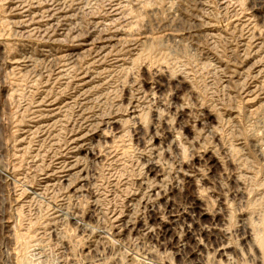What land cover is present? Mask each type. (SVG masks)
<instances>
[{"label":"rangeland","instance_id":"rangeland-1","mask_svg":"<svg viewBox=\"0 0 264 264\" xmlns=\"http://www.w3.org/2000/svg\"><path fill=\"white\" fill-rule=\"evenodd\" d=\"M1 172L0 264H264V0H0Z\"/></svg>","mask_w":264,"mask_h":264},{"label":"bare ground","instance_id":"bare-ground-1","mask_svg":"<svg viewBox=\"0 0 264 264\" xmlns=\"http://www.w3.org/2000/svg\"><path fill=\"white\" fill-rule=\"evenodd\" d=\"M56 14V13H55ZM20 22V21H19ZM121 42V41H120ZM99 126V125H98ZM94 156V155H93ZM96 156V155H95ZM208 163L214 168H216L217 164L216 162L211 158L209 157L208 159ZM76 167V166H75ZM74 168V167H73ZM149 171L150 173L155 177V178H159V176H161L160 174V170L156 167V166H151L149 167ZM189 171V170H188ZM187 171V172H188ZM186 173V172H185ZM183 174V177L185 178V180L188 181V185L189 187H191L193 185V182H192V176L191 175H188V174ZM5 176V174H2V172L0 173V178L3 179ZM63 178V177H62ZM65 180V179H64ZM187 187V186H186ZM188 187V188H189ZM193 189V188H192ZM190 190V189H189ZM163 194L164 192L161 191ZM157 193V192H156ZM172 193V192H171ZM167 194V193H166ZM192 194V193H191ZM165 195V194H164ZM159 196V195H158ZM174 197V196H173ZM161 199V198H160ZM163 201H164V207L166 209V217H164V214L162 215V213L158 212L157 211V207L155 208L156 210L152 209L150 211V216H149V225L150 226H158V228H162L163 230V238H168V243L170 246L172 247H177L179 246V244H182L183 243V247L184 246H191L197 250H201L202 247L205 248V246L202 244L203 241H200L199 238H197V236H204L206 238V240L210 241L212 238H214L213 236V232H211V230H207V229H202L201 227H199L198 229V235L194 234L193 230L191 229V227L194 226H201L199 223H204V224H209L210 225V228H211V225H217L218 223H220V218H217L215 216H208V213L206 212V209H204V205L201 203V201L198 199V198H195L194 196H192L191 198V202H190V205H189V208H188V212H185L183 214L184 216V221H188L189 223H187L188 225V230L186 232L185 235H183L184 237L183 238H179L176 236V233H175V228L174 226L176 225L177 226V223L179 222L180 220V214L177 213V211L173 210V202H174V199L171 201L169 198L167 197H164L163 196ZM176 206V205H175ZM163 207V208H164ZM162 209V208H161ZM178 209V208H177ZM160 211V210H159ZM184 212V211H183ZM164 213V212H163ZM182 216V217H183ZM221 217V216H220ZM182 219V218H181ZM71 220L72 221H76L77 218L74 216V217H71ZM182 222V221H181ZM74 224V223H73ZM141 224V223H140ZM182 224V223H181ZM219 226V225H218ZM217 226V227H218ZM139 228H140V225H137V224H133V225H130V224H124L123 226V230L127 233H136L139 231ZM213 228V227H212ZM141 229V228H140ZM216 230V229H215ZM220 230V229H219ZM122 231V230H121ZM159 233V232H158ZM220 234V232H219ZM243 240H244V243L245 245L248 244L247 246H251V248H253V250H255V252L258 254V246L260 245H256L255 242L253 241L251 235L249 234L248 231H243ZM217 235V234H216ZM222 235V234H221ZM219 236V235H218ZM219 238V237H218ZM221 239V238H220ZM225 239V238H224ZM213 240V239H212ZM220 241V240H219ZM263 241H264V238H263ZM260 242V243H263ZM166 242V241H165ZM202 242V243H201ZM221 242V241H220ZM225 242V241H224ZM257 241V243H259ZM259 243V244H260ZM222 244V243H221ZM220 244V247L217 248L216 251V254L218 255V257L220 258H225L227 259V257L229 256V253L231 252L230 250V246L229 245H225V244ZM167 245V246H169ZM262 245V244H261ZM181 246V245H180ZM264 247V246H263ZM179 248V247H178ZM185 249V248H184ZM234 250V249H233ZM262 250V249H261ZM203 251V249L201 250ZM200 251V252H201ZM206 251V250H205ZM197 251H193L191 252L192 256L194 257H199L200 254L196 253ZM252 252V251H251ZM264 252V251H263ZM189 255V256H190ZM262 258V257H261ZM258 260V259H257ZM199 263H202L200 261H198ZM154 264H164V263H159V262H155Z\"/></svg>","mask_w":264,"mask_h":264}]
</instances>
